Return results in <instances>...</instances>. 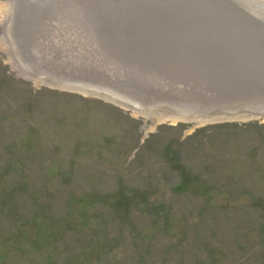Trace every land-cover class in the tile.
<instances>
[{"label":"rangeland","instance_id":"1","mask_svg":"<svg viewBox=\"0 0 264 264\" xmlns=\"http://www.w3.org/2000/svg\"><path fill=\"white\" fill-rule=\"evenodd\" d=\"M87 1L20 20L22 0H0V264H264V114L173 119L152 97L218 93L184 65L200 55L193 37L264 32V9L120 0L135 36L141 25L190 32L183 64L151 65L157 44L139 53L111 27L87 31L82 12L112 9Z\"/></svg>","mask_w":264,"mask_h":264},{"label":"water","instance_id":"2","mask_svg":"<svg viewBox=\"0 0 264 264\" xmlns=\"http://www.w3.org/2000/svg\"><path fill=\"white\" fill-rule=\"evenodd\" d=\"M75 1L84 2V4L88 2L87 0H37L32 5V9L37 7L38 12L42 14L47 10V12L53 11L58 2L73 3ZM95 1L98 5L99 0ZM119 1L109 0L108 6L112 7L110 10L99 11L98 8L93 10L92 7H88L90 8L89 10L86 9V11L82 12L83 22L88 25L87 31H89L88 27L91 26L98 33L103 31L105 27H111L108 30H110L109 34L112 36L122 34L128 36L129 40L132 38L129 43L133 47L136 46L132 49L134 52L137 51L138 47L139 53H141L140 44L145 45L144 48L146 49L149 46H155L154 48L158 49L156 44L161 47V50L164 49L165 54L151 56L147 54L150 57L148 59H150L151 65L156 62L164 64L174 62L175 60L170 59H175V54L178 56V52L176 51L181 48V36H187L190 32L163 31L156 33L149 26L144 27L141 25L138 35L135 36L136 30L134 28L138 23H136L132 15L125 13L126 11L118 3ZM136 1L139 2L141 0ZM253 4L258 8L264 9V5L259 1H254ZM87 6L89 5L87 4ZM123 12L127 16H124ZM113 18L115 19L113 20ZM129 22L131 23V28H126ZM210 29L213 32H197L196 36L193 35L194 41L199 43V57L202 60L199 59L198 55H191L192 60L189 65H184L185 67L192 68L188 73H201L200 75H203L202 77L207 79L211 88L219 90L218 93L214 91L210 94H185L184 96L173 91H160L159 94L153 93L152 97L155 96V100H153L154 104L166 105L170 108V111L165 113L167 116L162 114V117L165 118L164 116H166L173 119L187 117L185 119H189L188 117L190 116H207L220 112L234 114L241 110H246L256 115L264 114V32L254 31L246 26L232 28V30H219L218 27H210ZM182 30L186 29L183 28ZM167 35L170 39H166ZM179 35L180 37H178ZM116 38H120V36ZM143 60L149 63L147 60ZM180 60L181 58L178 56L175 64L179 65L178 62ZM180 62L183 64L182 61ZM66 81L68 84H78L82 88L91 87L111 93L115 91L103 84H96L87 80H74L70 78ZM224 85L227 86L223 87ZM227 87L230 88L226 89ZM115 94L133 104H140L141 102L138 101V96H134L133 94L125 96L123 93H116V91Z\"/></svg>","mask_w":264,"mask_h":264},{"label":"bare ground","instance_id":"3","mask_svg":"<svg viewBox=\"0 0 264 264\" xmlns=\"http://www.w3.org/2000/svg\"><path fill=\"white\" fill-rule=\"evenodd\" d=\"M259 2H261L264 5V1L262 0H257ZM36 3V0H22V8H21V14L18 13V18L21 20H26L25 15H27V12L29 13L30 11H32V5ZM262 9V8H261ZM26 13V14H25ZM64 15V14H63ZM24 16V17H23ZM64 20V19H63ZM21 22V21H20ZM22 23V22H21ZM24 23V22H23ZM21 26V25H20ZM26 27V25H25ZM34 31V30H33ZM25 32V31H24ZM28 33V32H27ZM25 34V33H24ZM23 34V35H24ZM28 36V35H27ZM38 36V35H37ZM36 36V37H37ZM35 37V36H34ZM40 37V36H39ZM41 39V38H40ZM38 40V39H37ZM39 41V40H38ZM40 45V42H39ZM35 48H37V46H35ZM30 57V56H29ZM117 93V92H116ZM148 105V104H147ZM158 106V105H157Z\"/></svg>","mask_w":264,"mask_h":264}]
</instances>
